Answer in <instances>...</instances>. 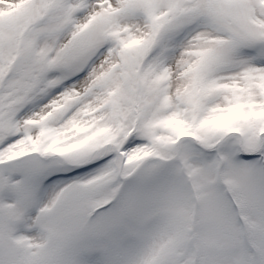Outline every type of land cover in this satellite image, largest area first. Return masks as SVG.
I'll return each instance as SVG.
<instances>
[{
    "label": "rangeland",
    "instance_id": "rangeland-1",
    "mask_svg": "<svg viewBox=\"0 0 264 264\" xmlns=\"http://www.w3.org/2000/svg\"><path fill=\"white\" fill-rule=\"evenodd\" d=\"M0 264H264V0H0Z\"/></svg>",
    "mask_w": 264,
    "mask_h": 264
},
{
    "label": "bare ground",
    "instance_id": "bare-ground-1",
    "mask_svg": "<svg viewBox=\"0 0 264 264\" xmlns=\"http://www.w3.org/2000/svg\"><path fill=\"white\" fill-rule=\"evenodd\" d=\"M50 197L47 199V201H50ZM40 241V237L39 236H37L36 238H35V240H34V242H39Z\"/></svg>",
    "mask_w": 264,
    "mask_h": 264
}]
</instances>
